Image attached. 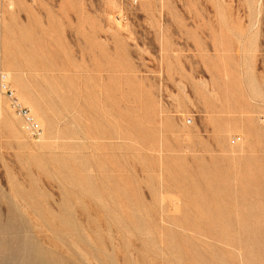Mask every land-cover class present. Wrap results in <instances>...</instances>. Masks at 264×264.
Here are the masks:
<instances>
[{
  "label": "rangeland",
  "instance_id": "rangeland-1",
  "mask_svg": "<svg viewBox=\"0 0 264 264\" xmlns=\"http://www.w3.org/2000/svg\"><path fill=\"white\" fill-rule=\"evenodd\" d=\"M0 72V264H264V0H0Z\"/></svg>",
  "mask_w": 264,
  "mask_h": 264
},
{
  "label": "built area",
  "instance_id": "built-area-1",
  "mask_svg": "<svg viewBox=\"0 0 264 264\" xmlns=\"http://www.w3.org/2000/svg\"><path fill=\"white\" fill-rule=\"evenodd\" d=\"M135 5L138 0H133ZM0 89L4 96L7 98L11 110L16 113L24 122V131L31 139L38 140L43 136V129L39 122L32 115L30 110L26 108L16 96L15 91L11 87V82L6 73L0 72ZM238 138L235 139V142Z\"/></svg>",
  "mask_w": 264,
  "mask_h": 264
},
{
  "label": "bare ground",
  "instance_id": "bare-ground-1",
  "mask_svg": "<svg viewBox=\"0 0 264 264\" xmlns=\"http://www.w3.org/2000/svg\"><path fill=\"white\" fill-rule=\"evenodd\" d=\"M8 76V75H7ZM9 77V76H8ZM42 138V137H41Z\"/></svg>",
  "mask_w": 264,
  "mask_h": 264
}]
</instances>
